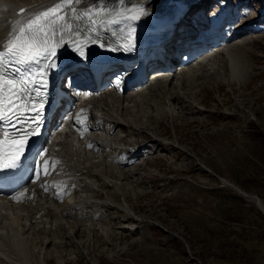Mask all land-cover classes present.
<instances>
[{"label": "rangeland", "instance_id": "1", "mask_svg": "<svg viewBox=\"0 0 264 264\" xmlns=\"http://www.w3.org/2000/svg\"><path fill=\"white\" fill-rule=\"evenodd\" d=\"M243 6L251 13L239 34L259 39L250 46L252 54L245 51L239 59L251 68L249 74L242 71L246 85L230 88L216 84L214 76L189 91L194 109L182 110L185 118L161 120L157 128L180 149L154 145L147 166L136 170L137 179L142 177L137 196L127 190L130 217L107 208L103 231L84 229L78 241L67 242L71 259L79 264H264V14L258 16L248 0ZM87 237L88 246L80 249Z\"/></svg>", "mask_w": 264, "mask_h": 264}, {"label": "bare ground", "instance_id": "2", "mask_svg": "<svg viewBox=\"0 0 264 264\" xmlns=\"http://www.w3.org/2000/svg\"><path fill=\"white\" fill-rule=\"evenodd\" d=\"M84 1L87 5L95 2ZM179 1L188 3V0H148L146 10L151 14L145 15L142 12L141 20H147L150 24L158 19H164V14L178 6ZM57 2L60 0H0V48H3L12 31L23 21ZM240 22L232 39H222L215 57L208 63L186 68L182 74H177L175 70L163 74L156 81L142 84L121 100L113 98L111 104L107 100L109 98L97 103L98 114L103 122L98 124L97 135L92 141L96 143L94 148L99 154L93 157L95 158L93 161L84 158L82 165H77L76 169L72 165H66L64 168L67 177L77 180L81 185L79 187L82 191L78 197H73L70 193L67 201L62 204H59L58 197L54 200L51 198L40 200L26 216L20 209L10 208L5 199L0 200V264L75 263L78 260L70 258L67 242L70 239L75 242L84 229L96 228L98 233L103 231L101 226L107 221L105 215L107 208L124 210L130 217L131 209L127 207L129 205L126 201L127 190H130L129 195L132 193L137 196V184L142 177L137 179L136 170L146 167L154 145L163 143L158 139L159 122L164 119L172 120L176 115L185 118L186 113L182 110L194 109L188 101L194 100V95L189 94V91H196L194 88L197 84L200 86L203 80L215 76L216 84L226 83L230 88L234 87V84L242 87L246 85L242 71L245 69V74H249L251 68L243 65L239 59L245 51L250 52L251 44L258 43L259 39H244L245 33H239L247 21L243 19L238 23ZM125 30L118 34L111 30L113 34L108 33L105 37L114 39L121 36V33H127ZM178 30L179 34L175 31L174 36L181 35V29ZM188 41V38L185 39L182 45L186 47ZM209 72L214 75L206 77ZM168 145L180 149L172 143ZM73 161L77 162L78 156H74ZM70 191H77L76 187ZM118 199H123L121 204L118 203ZM88 240V237L80 240V249L86 247V242L88 246Z\"/></svg>", "mask_w": 264, "mask_h": 264}, {"label": "snow or ice", "instance_id": "3", "mask_svg": "<svg viewBox=\"0 0 264 264\" xmlns=\"http://www.w3.org/2000/svg\"><path fill=\"white\" fill-rule=\"evenodd\" d=\"M84 0H60V2L48 7L44 11H40L14 29L10 38L6 42L4 48H0V80L8 79L9 84H19V88L11 89V98L7 110L16 116L12 120L11 115L8 117H0V120L7 119L10 124L18 125L19 132L22 135L11 136L14 142L19 141L26 146L27 138L37 134V129L40 127L37 118L40 116L39 111H36L31 116L20 115V107L17 106L15 97L20 100L27 98L29 105L35 107L36 104L43 103L41 93L47 88L46 79L50 70L55 69L59 58L58 51L63 47H70L72 51L80 55L75 45L78 39L87 38L92 42V33L95 30L97 16L101 20H108L112 13L105 6V0H95L91 6H85L82 11L77 10L76 5H81ZM132 11H140L145 15H150L144 8H132ZM116 15L122 19H114V24H127V29H122L127 32V35L122 38L119 44L115 47L108 45L106 42L98 41L101 47L109 51H134L135 50V28L136 22L141 18L139 16H129L124 12H116ZM71 17V19H69ZM75 22V23H74ZM85 23L87 27H84ZM83 29V30H82ZM98 39V38H97ZM65 41H70V44H65ZM130 41V42H129ZM127 44V47L124 45ZM6 49V51H5ZM83 60H87L85 52ZM5 70L11 71L12 76L6 77ZM19 76L16 80L14 77ZM0 87V101L3 100V91ZM36 99L33 101L32 97ZM28 105H25L27 107ZM29 124L34 126L29 127ZM19 152L20 149H17ZM20 162H15L9 167L17 168ZM39 175V173H37Z\"/></svg>", "mask_w": 264, "mask_h": 264}]
</instances>
